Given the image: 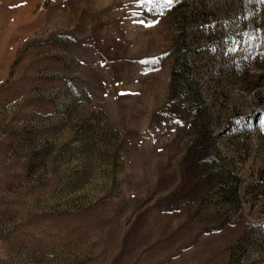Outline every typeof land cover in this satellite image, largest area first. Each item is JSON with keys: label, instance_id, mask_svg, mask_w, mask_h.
<instances>
[{"label": "rangeland", "instance_id": "rangeland-1", "mask_svg": "<svg viewBox=\"0 0 264 264\" xmlns=\"http://www.w3.org/2000/svg\"><path fill=\"white\" fill-rule=\"evenodd\" d=\"M0 264H264V0H0Z\"/></svg>", "mask_w": 264, "mask_h": 264}, {"label": "snow or ice", "instance_id": "snow-or-ice-1", "mask_svg": "<svg viewBox=\"0 0 264 264\" xmlns=\"http://www.w3.org/2000/svg\"><path fill=\"white\" fill-rule=\"evenodd\" d=\"M142 2H144V0H142ZM146 2H148V3H151V2H152V0H146ZM167 2H168V3H172V2H173V0H167ZM141 23H143V21H141Z\"/></svg>", "mask_w": 264, "mask_h": 264}]
</instances>
